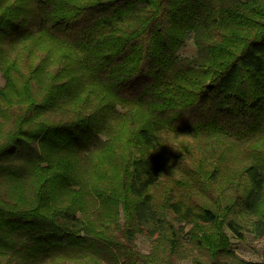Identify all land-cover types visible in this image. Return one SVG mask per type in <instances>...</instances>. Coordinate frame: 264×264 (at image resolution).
Segmentation results:
<instances>
[{
    "label": "trees",
    "instance_id": "trees-1",
    "mask_svg": "<svg viewBox=\"0 0 264 264\" xmlns=\"http://www.w3.org/2000/svg\"><path fill=\"white\" fill-rule=\"evenodd\" d=\"M0 72V264H264V0H0Z\"/></svg>",
    "mask_w": 264,
    "mask_h": 264
},
{
    "label": "rangeland",
    "instance_id": "rangeland-1",
    "mask_svg": "<svg viewBox=\"0 0 264 264\" xmlns=\"http://www.w3.org/2000/svg\"><path fill=\"white\" fill-rule=\"evenodd\" d=\"M183 56H192L195 54V45L193 39L187 41L186 46L181 49L180 53ZM4 79L0 72V87L3 85ZM228 234L232 238V248L241 258L261 261L264 260V237L256 238L251 232H245L243 239H238L233 236L232 232L227 229ZM136 249L140 252L147 253L151 249L150 239L144 235L138 234L136 237ZM178 264H191V254L186 253L184 257L176 260Z\"/></svg>",
    "mask_w": 264,
    "mask_h": 264
}]
</instances>
